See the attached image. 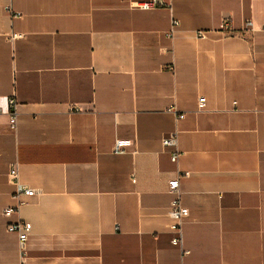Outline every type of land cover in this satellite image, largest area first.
<instances>
[{
	"label": "crops",
	"instance_id": "0c3cea01",
	"mask_svg": "<svg viewBox=\"0 0 264 264\" xmlns=\"http://www.w3.org/2000/svg\"><path fill=\"white\" fill-rule=\"evenodd\" d=\"M145 1L0 0V264H21L19 221L28 264H264V0Z\"/></svg>",
	"mask_w": 264,
	"mask_h": 264
},
{
	"label": "built area",
	"instance_id": "2783aa9c",
	"mask_svg": "<svg viewBox=\"0 0 264 264\" xmlns=\"http://www.w3.org/2000/svg\"><path fill=\"white\" fill-rule=\"evenodd\" d=\"M161 7H169L172 8V3L167 4L164 0H148L145 2L135 3L133 4V8L140 9L143 11H149L156 8ZM179 22L174 20L171 26V29L167 32L166 36L173 40L176 34V31L179 27ZM253 26L251 22L246 24V29H252ZM234 26L230 21H224L220 28L215 31H204L200 30L195 32V36L199 40H208L211 33H218L222 36H232L234 34ZM20 35H14L13 39L21 38ZM206 108V99L202 98L199 100V111H203ZM170 113L177 114L176 108H170ZM184 116H179V119H183ZM19 119V103L15 98H11L9 100V125L15 130L18 125ZM178 137L177 135H173L171 137L165 138L163 140V145L165 147H174L177 148ZM131 143L127 141H120L116 144L115 153L123 154L125 153V149L130 147ZM178 160V155L176 154L173 157V161L176 162ZM187 174L184 175V177ZM183 176L178 177L169 182V193L173 195L174 199L171 204V217L173 219V224L171 225V230L176 234V237L172 240V244L174 246L183 247V224L186 218L189 216V210L183 205L182 195H181V179ZM10 180L13 182L16 188L15 198L19 200L20 206L25 203L24 198H31L37 195V191L26 188L22 186L19 173L16 168H13L10 172ZM135 181V180H134ZM19 206V207H20ZM17 209H6L3 213L5 217H11ZM8 232L14 233L18 235L19 238V252H20V260L21 264H28L29 260V240L32 234V225L25 221H19L13 224H10L7 228ZM187 253V252H186Z\"/></svg>",
	"mask_w": 264,
	"mask_h": 264
}]
</instances>
